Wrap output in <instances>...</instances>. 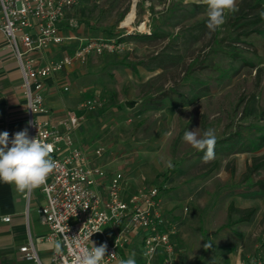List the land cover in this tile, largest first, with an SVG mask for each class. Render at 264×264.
I'll return each instance as SVG.
<instances>
[{
	"label": "rangeland",
	"instance_id": "374dc122",
	"mask_svg": "<svg viewBox=\"0 0 264 264\" xmlns=\"http://www.w3.org/2000/svg\"><path fill=\"white\" fill-rule=\"evenodd\" d=\"M133 7L134 19L125 25ZM207 12L199 0H83L66 28L77 40L52 50L51 58L81 39H120L125 48L68 66L73 69L63 72L65 83L48 102L81 117L75 142L79 137L90 150L102 149L96 160L111 174L122 173L126 197L159 189L157 209L176 228L177 264H264L258 185L264 146L253 143L264 132V33L236 42L227 36L233 12H226L225 23L209 34L198 28ZM209 129L215 155L204 162L206 150L183 136ZM231 202L254 207L251 219L227 227ZM103 230L111 238L110 225Z\"/></svg>",
	"mask_w": 264,
	"mask_h": 264
},
{
	"label": "built area",
	"instance_id": "2783aa9c",
	"mask_svg": "<svg viewBox=\"0 0 264 264\" xmlns=\"http://www.w3.org/2000/svg\"><path fill=\"white\" fill-rule=\"evenodd\" d=\"M81 1L0 0V29L18 59L23 77L29 137L49 144L51 158L56 161L46 183L27 191L29 200L36 193L43 197L39 211L49 232L42 240L61 245L59 253L56 247L53 251V264H75L76 257L91 249L92 243L99 246L105 242L107 254L101 264H120L121 252L136 230L142 239L143 261L139 264H155L160 252L163 264H176L172 239L176 228L168 225L157 209L159 189L153 187L126 197L122 173L111 174L97 162L102 149L90 150L76 144L74 133L82 125L81 117L73 113L56 117L47 102L45 87L50 76L76 62L86 63L91 56L125 48L120 39L91 38L72 53L46 59V51L64 41L63 21ZM10 219L4 217L5 221ZM105 225L111 227V238L103 230ZM97 235H102L99 240L95 239ZM20 251L27 264H44L33 240Z\"/></svg>",
	"mask_w": 264,
	"mask_h": 264
},
{
	"label": "crops",
	"instance_id": "0c3cea01",
	"mask_svg": "<svg viewBox=\"0 0 264 264\" xmlns=\"http://www.w3.org/2000/svg\"><path fill=\"white\" fill-rule=\"evenodd\" d=\"M73 9L69 10L61 26L62 34L65 37L64 41L59 45H53L46 51L45 56L47 60L52 59V50L62 49L65 43H71L77 40V35L66 29L70 24L68 15ZM81 40L82 44L87 39ZM72 51L68 53H72ZM65 54L67 53L63 55ZM69 68L66 67L63 71L53 74L46 80L45 90L47 102L49 96L55 95L58 89H60V86L65 83L63 81L65 78L63 77V72L68 71ZM70 69L72 70L73 68ZM61 79L63 80L61 81ZM68 89L64 87V90ZM50 107L56 114V117H61L69 113L66 111L61 112V109L60 111L56 110L51 105ZM25 128L28 129L30 136L27 98L23 90V77L18 59L0 29V133L7 131L9 138L12 139L16 132L22 131ZM79 130L80 128L74 133L75 137ZM77 143L84 145V142L79 137L76 138ZM42 203L43 197L38 193L36 195L34 194L29 200L27 191H18L13 184L0 181V264H27L20 248L30 240L34 241L43 263L53 264L51 258L56 245L42 240L49 232V227L44 222L43 216L39 211ZM7 216L11 217L9 221L4 220V217ZM130 238L131 244L122 250L121 260L127 259L134 252L136 264H139L143 261L141 235L136 230H133ZM162 254V252L158 254L155 264H163Z\"/></svg>",
	"mask_w": 264,
	"mask_h": 264
},
{
	"label": "clouds",
	"instance_id": "9594fccd",
	"mask_svg": "<svg viewBox=\"0 0 264 264\" xmlns=\"http://www.w3.org/2000/svg\"><path fill=\"white\" fill-rule=\"evenodd\" d=\"M208 6L209 34L216 31L225 23V13L237 11L236 0H199ZM264 18V12L260 13ZM183 139L193 148L205 151L204 162L214 158L216 135L209 129L199 136L195 130L186 131ZM10 145V146H9ZM52 147L37 138H30L28 129L16 132L12 139L9 133H0V181L13 184L18 191H32L44 185L47 177L56 167V161L51 158ZM96 232H99L97 230ZM205 249L210 245L205 244ZM56 251H61L60 243L56 244ZM107 254V244L102 243L76 257L75 264H101ZM120 264H136L135 253Z\"/></svg>",
	"mask_w": 264,
	"mask_h": 264
},
{
	"label": "trees",
	"instance_id": "16d2710c",
	"mask_svg": "<svg viewBox=\"0 0 264 264\" xmlns=\"http://www.w3.org/2000/svg\"><path fill=\"white\" fill-rule=\"evenodd\" d=\"M261 12H264L263 0H242L238 10L233 12L229 18L227 36L235 38L237 39L236 42H239L238 36L240 35H249L252 32L264 33V18L261 17ZM207 23V20L200 23L198 28L205 29ZM235 46L234 48H236ZM231 54H234L235 56L239 55L236 52H232ZM260 115L264 118V107L260 110ZM231 143L232 141L229 142V144ZM253 143L256 149L264 146V132L259 136V139L253 141ZM254 168H257V166ZM258 185L262 191H264V180L259 181ZM229 210L230 221L226 224L227 227H231L234 223L250 220L255 212L254 207L239 208L235 207L233 202L230 203ZM233 212L238 213L239 217L238 219L231 221V213Z\"/></svg>",
	"mask_w": 264,
	"mask_h": 264
},
{
	"label": "bare ground",
	"instance_id": "6f19581e",
	"mask_svg": "<svg viewBox=\"0 0 264 264\" xmlns=\"http://www.w3.org/2000/svg\"><path fill=\"white\" fill-rule=\"evenodd\" d=\"M135 16V8H132V11L129 13L127 19L124 21L125 25L131 24L132 20L134 19Z\"/></svg>",
	"mask_w": 264,
	"mask_h": 264
}]
</instances>
